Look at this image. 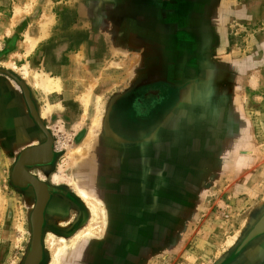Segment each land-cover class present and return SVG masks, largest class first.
<instances>
[{
  "label": "rangeland",
  "instance_id": "1",
  "mask_svg": "<svg viewBox=\"0 0 264 264\" xmlns=\"http://www.w3.org/2000/svg\"><path fill=\"white\" fill-rule=\"evenodd\" d=\"M0 73L46 115L50 174L77 198L45 264H264V234L237 251L264 213V0H0ZM13 155L0 146V264L29 243Z\"/></svg>",
  "mask_w": 264,
  "mask_h": 264
},
{
  "label": "flooded vegetation",
  "instance_id": "2",
  "mask_svg": "<svg viewBox=\"0 0 264 264\" xmlns=\"http://www.w3.org/2000/svg\"><path fill=\"white\" fill-rule=\"evenodd\" d=\"M19 86H21L20 94L27 115L42 135V140L15 152L11 150V153H14V160L11 164L9 179L12 186L31 201L28 212L29 243L22 264H45L47 250L44 238L46 231L52 228L51 223L64 222L65 220L78 222L81 219L80 216L71 213L77 201L74 191H70L63 187V184L55 182L54 180L58 179L56 173L50 174L51 166L56 157L51 132L40 118L37 107L29 96L28 89L24 84H19ZM154 91L155 89L149 88L143 94L148 95ZM135 102L140 103L141 99L136 98ZM121 116L119 105L116 104L108 113V122L114 127L115 123L119 124ZM25 128L24 125L23 129ZM27 141H30V138L24 140V142ZM45 172H48V177L44 176ZM263 234L264 232L246 239L247 234L237 246V251Z\"/></svg>",
  "mask_w": 264,
  "mask_h": 264
},
{
  "label": "crops",
  "instance_id": "3",
  "mask_svg": "<svg viewBox=\"0 0 264 264\" xmlns=\"http://www.w3.org/2000/svg\"><path fill=\"white\" fill-rule=\"evenodd\" d=\"M13 83L15 84L10 77L0 73V90L3 89L0 92V146L4 153L11 152V150L15 152L42 140V135L29 119L20 92ZM7 89L9 92H4ZM44 115L40 114L41 119ZM42 121L50 129L45 120L42 119ZM24 125L26 126L25 129H23ZM28 138L30 141L24 142Z\"/></svg>",
  "mask_w": 264,
  "mask_h": 264
},
{
  "label": "bare ground",
  "instance_id": "4",
  "mask_svg": "<svg viewBox=\"0 0 264 264\" xmlns=\"http://www.w3.org/2000/svg\"><path fill=\"white\" fill-rule=\"evenodd\" d=\"M45 75H43L44 77ZM44 80L42 81V83H39V87L41 88L42 92L43 93H49V92H52V91H57L58 88V84L56 81H53L49 78H43ZM50 105V104H49ZM43 112V111H42ZM100 116V115H99ZM96 119L98 120V116L96 115ZM96 119L94 120V124L96 123ZM75 191L78 193V195H80V197L85 200V202L89 205L93 215H94V218L97 216L96 219H99L101 217H99V207L94 203V202H91L89 200V196L88 194L82 190L80 187H78L77 185H75ZM92 200V199H91ZM93 203V204H92ZM95 204V205H94ZM95 219V220H96ZM97 221V220H96ZM95 221V223H96ZM92 223H90L87 227H85L84 230H82L80 232V235H84V234H96V231L98 232V229L101 227V225H99L98 227L97 226H94L95 228L97 229H93V224L91 225ZM262 228H264V216L258 221V223L255 225V227L253 228L254 230H252L249 235H253L255 232L261 230ZM248 235V237H250ZM247 239V238H246ZM245 239V240H246ZM244 240V241H245ZM52 241V240H51ZM50 242V241H49ZM61 245V244H60ZM59 248V247H58ZM57 254L56 252H54V259L56 260L57 259Z\"/></svg>",
  "mask_w": 264,
  "mask_h": 264
},
{
  "label": "water",
  "instance_id": "5",
  "mask_svg": "<svg viewBox=\"0 0 264 264\" xmlns=\"http://www.w3.org/2000/svg\"><path fill=\"white\" fill-rule=\"evenodd\" d=\"M17 82H18V84H23L20 80H18ZM263 216H264V213H263V215L259 218V220H260ZM259 220H258V221H259ZM258 221L254 224V226H253L252 229L249 231V233H250L252 230H254L253 228H254L255 225L258 223ZM262 232H264V228H262L261 230L255 232L253 235H249V233H248V235H249L250 237H248V235H247V239H248V238H251L252 236H255V235H257V234H260V233H262Z\"/></svg>",
  "mask_w": 264,
  "mask_h": 264
}]
</instances>
